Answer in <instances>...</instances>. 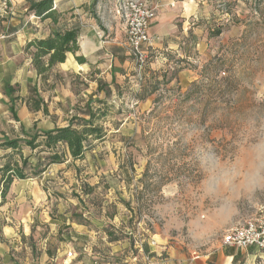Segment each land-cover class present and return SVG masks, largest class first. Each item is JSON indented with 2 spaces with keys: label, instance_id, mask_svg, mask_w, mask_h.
I'll return each instance as SVG.
<instances>
[{
  "label": "rangeland",
  "instance_id": "1",
  "mask_svg": "<svg viewBox=\"0 0 264 264\" xmlns=\"http://www.w3.org/2000/svg\"><path fill=\"white\" fill-rule=\"evenodd\" d=\"M196 2V13L169 43L149 50L141 72L130 56L118 82L108 83L114 68L97 70L108 56L101 50L91 59L98 64L90 75L109 85L108 95L92 88L89 74L87 82L71 70H54L49 84L41 81L61 127L74 115L88 120L80 109L92 100L103 137L90 139L81 159L67 155L63 166L49 170V206L28 220L30 236L20 226L22 250L9 227L0 230L17 264H132L156 241L201 253L223 244L228 230L264 220V0ZM91 14L82 23H99L106 40L98 14ZM65 18L78 25L70 14ZM82 48L85 54L95 49L87 42ZM9 65H0V86L20 67L16 95H31L37 85L25 80V58ZM63 67L79 69L72 56ZM30 123L28 131L7 126L10 139H27L24 133L29 139L37 131ZM21 150L25 158L33 155L34 165L50 155L39 152L44 148ZM12 160L20 155L0 150V164ZM11 209L0 211V226L18 227ZM0 264L11 262L0 256Z\"/></svg>",
  "mask_w": 264,
  "mask_h": 264
},
{
  "label": "crops",
  "instance_id": "2",
  "mask_svg": "<svg viewBox=\"0 0 264 264\" xmlns=\"http://www.w3.org/2000/svg\"><path fill=\"white\" fill-rule=\"evenodd\" d=\"M146 1L158 8L157 17L153 21L149 30L150 37L153 39V47L151 49L159 48L169 43V37L171 34L177 32L176 29L179 24L184 22L186 18H191L197 10L196 0ZM55 7L57 11L63 15L70 14L71 17H73L72 21L77 22L79 25L80 39L82 40L80 43L82 54L78 55L86 60L85 63L79 64L76 61L75 56L70 53L78 64L79 69L77 70L74 67L65 69L63 63L59 64L55 70H60L62 73L71 70L88 82L87 77H84V75H90L92 65L95 66L98 64L97 61H91V59L93 60V58L103 50L105 56L108 57L103 59L104 63L97 65V70L110 65V69H112V67L114 69L111 71V76L106 77V80L108 83H111L112 81L117 83L118 79L122 77L121 69L128 65L130 57L126 43V23L121 25L119 20L121 16L119 9H121V11L123 10L122 3H118L117 1L114 2L112 0H55ZM28 8L29 4L26 0H0V65L5 66L7 64L8 68L11 66L9 64L15 66L16 60H19L21 57L25 58L27 74L24 76L27 84L33 86L37 85L41 96L46 103H49L47 96L50 98V93L46 92L44 88H40L41 78L37 75L32 66L31 52H27L26 47L33 40L45 39L50 35L51 21H41L35 15L29 14ZM89 13H92L91 15L98 14V17L105 28H103V33L106 40L103 41L102 37L97 33V28L100 29L101 27L99 23L89 26L82 23V20L86 19ZM118 13L119 16L117 15ZM86 42L95 47V49L89 54H85L82 48L83 44ZM85 46L86 45H84V47ZM68 55L69 53L67 54L66 61ZM12 68L15 73V79L13 78L14 81H11L13 79L10 80L8 78V82L5 83V85L0 86V145L7 139L11 138L6 127L9 126L16 130L17 127L14 126L15 123L25 131L29 130L26 126L30 122V126L32 124L33 129L35 128L38 131L53 130L56 127H61L63 124V121L61 124L58 118L55 117L57 114L54 113L49 104H47V112L43 110L35 112L31 110L25 102L20 101L19 104L17 103L16 105L19 121H16L13 118V115L11 114V98L7 95V88L9 86L14 87V85L20 84L19 80L22 78V72L20 67L15 66ZM1 70L6 72L5 67ZM118 71L120 72L119 74ZM96 76L100 79L98 75ZM2 78H4V76ZM89 78L94 80L91 84L92 88L96 90V88H98L97 78H94L91 75ZM51 79L53 80V77L47 81V84L51 82ZM46 93H48V95H46ZM17 106H19L18 109ZM53 109H55V107ZM22 114L25 115V119H22ZM64 122L66 123V120ZM1 149L2 148L0 147V150ZM33 159L34 158H31V161ZM5 164L6 163L3 165L0 164V169L3 168ZM59 165L63 166L64 164ZM59 165H50L46 171L38 177L15 180L5 199H3L1 195L3 174L0 171V211L3 210V207L8 205L12 208L9 212V217L12 216V218L20 220L19 222L17 221L18 227L14 226V228H11V226H6L2 223L0 230L6 232V228L9 227L8 230L14 232L12 238H14V241L18 240L16 243L19 250H22L24 245L20 242L22 240L21 237L18 236V234H20V226L23 225L24 235L26 237L30 236L31 228L28 220L36 215V211H38L39 208L48 207L50 203V195L44 187V179L48 176V172L51 168H59ZM14 209H16V211L13 213ZM0 218L3 220L2 217ZM3 234L5 236V233ZM160 236L161 234H154V237ZM17 237L18 239H16ZM4 243L7 242L0 239V256L4 258L8 257L10 262L14 261L13 263L17 264L19 258L16 257V253H11L9 247L5 249L6 244ZM45 254L49 255L50 253L47 250ZM137 258H140V260H136L135 258L132 260V264H264V251L257 247L237 249L220 243L213 248L198 253L197 251L185 250L178 244L167 246L164 243L156 241L155 246L145 245L144 252L139 253ZM52 261L55 262L56 259Z\"/></svg>",
  "mask_w": 264,
  "mask_h": 264
},
{
  "label": "trees",
  "instance_id": "3",
  "mask_svg": "<svg viewBox=\"0 0 264 264\" xmlns=\"http://www.w3.org/2000/svg\"><path fill=\"white\" fill-rule=\"evenodd\" d=\"M26 2L29 4V14L35 15L43 22L51 21L50 35L45 39H35L26 47V51L31 52L32 66L41 81L47 82L55 68L59 64L67 62L68 53V58L73 54L79 64L85 63V58L78 55L80 51V27L79 25H69L66 22V15L59 13L55 7V0H26ZM106 86L109 87L101 80L98 81V91L105 92L108 95L109 91L106 90ZM16 92L18 91L15 87L9 86L7 88V95L11 98V114L16 121H19L16 111L18 101L25 102L35 112L48 111V105L37 86L31 89V95L26 98L16 95ZM92 103L93 101L90 100L84 109H80L81 112H84L81 114L89 117L88 120L81 117V115H74L65 126L56 127L49 131L37 130L29 139L27 133H24L27 139L20 137L7 139L0 145L2 149L12 150L20 155L19 161H8L0 169L3 174L1 189L3 199L6 198L15 180L38 177L50 165L64 163L67 155H70L73 160H79L89 149L90 139L98 140L103 137L102 129L94 125L96 113L91 105ZM22 145H26L33 152L44 148V151L39 152L50 155L38 159V163L34 165L31 161L33 155L28 158L24 157L21 150ZM28 167L32 170L30 174L26 171ZM31 249L34 254L36 252L35 245H32ZM13 262L11 264H14Z\"/></svg>",
  "mask_w": 264,
  "mask_h": 264
},
{
  "label": "built area",
  "instance_id": "4",
  "mask_svg": "<svg viewBox=\"0 0 264 264\" xmlns=\"http://www.w3.org/2000/svg\"><path fill=\"white\" fill-rule=\"evenodd\" d=\"M122 7L126 23V43L129 55L141 72L148 60L153 39L149 30L157 17L158 8L146 0H123ZM223 245L237 249L257 247L264 251V220H254L243 226L228 230L223 236ZM72 256V253H69Z\"/></svg>",
  "mask_w": 264,
  "mask_h": 264
}]
</instances>
